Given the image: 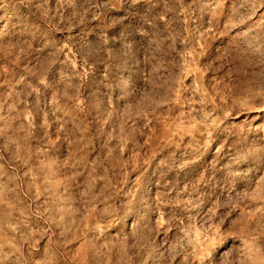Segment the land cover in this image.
I'll list each match as a JSON object with an SVG mask.
<instances>
[{
  "label": "rangeland",
  "instance_id": "374dc122",
  "mask_svg": "<svg viewBox=\"0 0 264 264\" xmlns=\"http://www.w3.org/2000/svg\"><path fill=\"white\" fill-rule=\"evenodd\" d=\"M0 264H264V0H0Z\"/></svg>",
  "mask_w": 264,
  "mask_h": 264
}]
</instances>
